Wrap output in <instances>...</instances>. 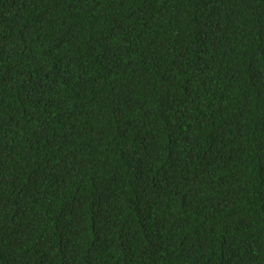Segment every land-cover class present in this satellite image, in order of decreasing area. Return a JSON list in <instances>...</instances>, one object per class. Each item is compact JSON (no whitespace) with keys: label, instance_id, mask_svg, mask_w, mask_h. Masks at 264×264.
<instances>
[{"label":"trees","instance_id":"trees-1","mask_svg":"<svg viewBox=\"0 0 264 264\" xmlns=\"http://www.w3.org/2000/svg\"><path fill=\"white\" fill-rule=\"evenodd\" d=\"M0 264H264V0H0Z\"/></svg>","mask_w":264,"mask_h":264}]
</instances>
